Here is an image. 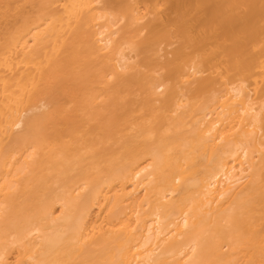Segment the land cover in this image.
<instances>
[{
  "label": "bare ground",
  "instance_id": "6f19581e",
  "mask_svg": "<svg viewBox=\"0 0 264 264\" xmlns=\"http://www.w3.org/2000/svg\"><path fill=\"white\" fill-rule=\"evenodd\" d=\"M0 264H264V0H0Z\"/></svg>",
  "mask_w": 264,
  "mask_h": 264
}]
</instances>
